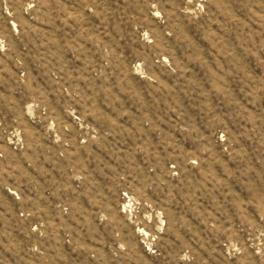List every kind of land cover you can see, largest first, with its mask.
<instances>
[{
  "label": "rangeland",
  "instance_id": "1",
  "mask_svg": "<svg viewBox=\"0 0 264 264\" xmlns=\"http://www.w3.org/2000/svg\"><path fill=\"white\" fill-rule=\"evenodd\" d=\"M0 264H264V0H0Z\"/></svg>",
  "mask_w": 264,
  "mask_h": 264
},
{
  "label": "built area",
  "instance_id": "2",
  "mask_svg": "<svg viewBox=\"0 0 264 264\" xmlns=\"http://www.w3.org/2000/svg\"><path fill=\"white\" fill-rule=\"evenodd\" d=\"M8 195L17 203L22 202L21 196L16 190L8 189ZM11 220L14 222V227H17L20 233H26L31 231L33 210L28 206L18 207L12 209ZM40 218V216H39ZM42 224L40 223L39 226ZM38 225L35 224L32 227L33 231H37ZM41 235V233H40Z\"/></svg>",
  "mask_w": 264,
  "mask_h": 264
}]
</instances>
